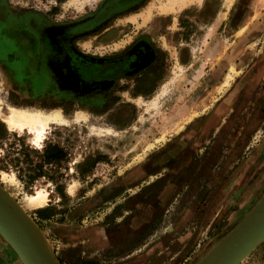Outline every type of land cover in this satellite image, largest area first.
I'll list each match as a JSON object with an SVG mask.
<instances>
[{"label": "rangeland", "instance_id": "obj_1", "mask_svg": "<svg viewBox=\"0 0 264 264\" xmlns=\"http://www.w3.org/2000/svg\"><path fill=\"white\" fill-rule=\"evenodd\" d=\"M84 2L0 0L13 15L31 11L46 20L33 30L45 68L58 77L66 35L59 25L75 28L73 42L86 53L114 55L147 37L158 58L91 99L38 82L24 89L30 74L21 71L19 52L0 47L2 109L59 112L70 121L50 125L35 145L33 134L0 120V193L55 264H202L235 237L229 213L251 179L241 184L242 176L259 160L264 0ZM98 129L110 133L92 132ZM39 190L45 204L27 208L23 198ZM263 202L264 191L251 204ZM0 264H25L1 234Z\"/></svg>", "mask_w": 264, "mask_h": 264}, {"label": "flooded vegetation", "instance_id": "obj_2", "mask_svg": "<svg viewBox=\"0 0 264 264\" xmlns=\"http://www.w3.org/2000/svg\"><path fill=\"white\" fill-rule=\"evenodd\" d=\"M46 20L40 14L27 12L22 14H12L7 8L0 3V47L12 46V50L9 51V55L19 52V62H22L21 71L28 72L29 77L24 79L23 84L20 83L24 89L38 82L39 85L46 84V87L56 85L59 86L64 93H68L70 96L86 95L87 97L104 98L106 94V84L112 81L121 79L122 77H129L132 71L138 70L136 67H147L153 61V58L157 56L155 54V48L152 42H149L147 37L137 39L136 41H130L124 52L110 56H99L96 54L86 53L79 50L74 44V29L67 25H59L49 23V25H59L65 30L66 35L59 44V77L53 71L47 70L44 64V51L42 50L39 36L34 32L33 25L35 23L43 24ZM6 31L4 32V30ZM10 34L21 36L24 38L17 39L12 43L5 41V38ZM16 36V37H17ZM7 39V38H6ZM144 54L143 61H139V55ZM6 56V55H4ZM14 59H16L14 57ZM65 66H69V69ZM73 77L71 74L73 73ZM33 76H35L33 80ZM10 81V76H6ZM71 78V85L78 88H67L64 86L63 78ZM49 78L51 80L49 81ZM37 84V85H38ZM85 87L89 89H85ZM250 147L248 146L247 149ZM256 177V175H255ZM251 178L250 182L255 179ZM247 184V183H246ZM247 186V185H245ZM202 190V188H201ZM203 201L208 197L206 186L204 191L199 193Z\"/></svg>", "mask_w": 264, "mask_h": 264}, {"label": "water", "instance_id": "obj_3", "mask_svg": "<svg viewBox=\"0 0 264 264\" xmlns=\"http://www.w3.org/2000/svg\"><path fill=\"white\" fill-rule=\"evenodd\" d=\"M235 237L202 264H238L264 240V202L234 229ZM0 234L12 245L25 264H55L30 229L25 215L0 193ZM246 258V257H245ZM242 262V261H241Z\"/></svg>", "mask_w": 264, "mask_h": 264}, {"label": "bare ground", "instance_id": "obj_4", "mask_svg": "<svg viewBox=\"0 0 264 264\" xmlns=\"http://www.w3.org/2000/svg\"><path fill=\"white\" fill-rule=\"evenodd\" d=\"M71 2L77 4L76 0H71ZM81 2L85 3L84 0H81ZM2 104H3V100L0 98V120L6 124L8 130L9 131L18 130L20 133L27 130V133L34 135V139L32 142H34L33 144L35 145H40V142L42 141L43 136L46 130L49 129L50 125L54 124V125L68 126L70 123V121L65 119L61 114H59V112L44 113L35 110L20 109L6 104L4 111L2 109ZM156 105L157 102L153 101L149 104V108L150 107L154 108ZM80 119L83 118L82 117L75 118V122L78 123ZM103 131L102 129H98L96 132L94 130L92 132L95 134H100ZM104 132L110 133L109 130H105ZM7 182H12V181L7 180ZM71 191H72V187H70L69 189V192ZM23 201L25 203V206L30 209L42 207L46 201V194L43 191L39 190L34 195L25 196L23 198ZM247 255L245 257H247Z\"/></svg>", "mask_w": 264, "mask_h": 264}, {"label": "crops", "instance_id": "obj_5", "mask_svg": "<svg viewBox=\"0 0 264 264\" xmlns=\"http://www.w3.org/2000/svg\"><path fill=\"white\" fill-rule=\"evenodd\" d=\"M77 3L83 4L80 0H76ZM6 29L4 30V32ZM7 39L5 38V41L12 43V40L15 41L16 38H24L23 35L17 36L10 34V32H7ZM17 36V37H16ZM12 39V40H11ZM13 46V45H12ZM14 58V55L12 56ZM259 144L255 147L257 153L255 156L259 158L257 163H255L253 166H249L250 169L242 176L243 182L241 184H244L248 180V177H252L253 180H249L247 182V186H245V189L243 191L242 197L239 200L237 204H235V207L230 211L229 217H228V227H232L234 225H238L246 216V213H249L253 205L251 204L253 202V199L257 197L260 193L264 191V134L263 137L258 140ZM255 158V157H254ZM255 161V159H254ZM262 162L261 164H258ZM257 166L258 170L254 169ZM255 175H257L255 177ZM247 264H264V245L260 247L259 251L256 253H252L251 258L247 262Z\"/></svg>", "mask_w": 264, "mask_h": 264}, {"label": "trees", "instance_id": "obj_6", "mask_svg": "<svg viewBox=\"0 0 264 264\" xmlns=\"http://www.w3.org/2000/svg\"><path fill=\"white\" fill-rule=\"evenodd\" d=\"M53 151H54V150H53ZM55 152H58V155H57V156H59V157H58L59 160H61V159L64 158V153H63V151H62L60 148H59V149H55ZM46 153H47V157H46V160H47V161H51V160L54 159V157H53L52 155H49L48 150H46ZM51 154H53V153H51Z\"/></svg>", "mask_w": 264, "mask_h": 264}]
</instances>
